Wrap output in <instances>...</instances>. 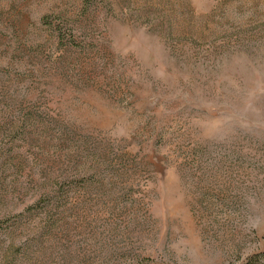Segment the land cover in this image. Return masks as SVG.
<instances>
[{
  "label": "rangeland",
  "instance_id": "rangeland-1",
  "mask_svg": "<svg viewBox=\"0 0 264 264\" xmlns=\"http://www.w3.org/2000/svg\"><path fill=\"white\" fill-rule=\"evenodd\" d=\"M261 250L264 0H0V264Z\"/></svg>",
  "mask_w": 264,
  "mask_h": 264
},
{
  "label": "trees",
  "instance_id": "trees-1",
  "mask_svg": "<svg viewBox=\"0 0 264 264\" xmlns=\"http://www.w3.org/2000/svg\"><path fill=\"white\" fill-rule=\"evenodd\" d=\"M83 2L90 3V0H83ZM41 20L50 27L52 32L57 33V38L63 36V32L57 27L54 28V23L47 16H43ZM239 264H264V250L247 255Z\"/></svg>",
  "mask_w": 264,
  "mask_h": 264
}]
</instances>
